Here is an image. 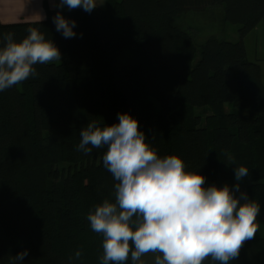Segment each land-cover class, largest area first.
Here are the masks:
<instances>
[{"label": "trees", "instance_id": "obj_1", "mask_svg": "<svg viewBox=\"0 0 264 264\" xmlns=\"http://www.w3.org/2000/svg\"><path fill=\"white\" fill-rule=\"evenodd\" d=\"M218 5L223 20L239 25V41L209 35L195 45L174 23ZM56 11L46 7L40 22L0 21V32L17 40L38 28L61 53L60 62L34 65L35 76L0 91V264L25 249L23 264H101L103 237L87 215L104 199L115 202L116 181L103 166L106 146L90 154L77 146L89 122L111 125L122 112L158 155H178L205 186L231 188L234 168L247 167L239 185L260 204V230L264 80L243 38L264 18V0H105L90 13L60 10L76 21L71 39L55 30ZM203 106L204 118L195 113ZM259 230L229 264H264Z\"/></svg>", "mask_w": 264, "mask_h": 264}, {"label": "clouds", "instance_id": "obj_2", "mask_svg": "<svg viewBox=\"0 0 264 264\" xmlns=\"http://www.w3.org/2000/svg\"><path fill=\"white\" fill-rule=\"evenodd\" d=\"M100 3L55 0V30L65 39L76 37V21L59 9L90 13ZM44 19L46 14H40L39 22ZM14 37L0 32V91L35 76L34 65L61 60L57 46L36 27H29L22 39ZM104 146L102 162L116 181L115 202L104 199L87 215L91 230L103 237L101 264H125L129 257L132 264H143L141 258L149 253L154 264H204L209 259L229 264L258 232L260 204L239 185L249 175L247 167L234 168L237 183L231 188L226 183L205 186L206 178L186 171L178 155H158L127 112L118 113V122L111 125L93 121L82 128L77 151L90 154ZM27 255L26 249L20 251L9 264H23ZM81 256L77 250L74 259Z\"/></svg>", "mask_w": 264, "mask_h": 264}, {"label": "rangeland", "instance_id": "obj_3", "mask_svg": "<svg viewBox=\"0 0 264 264\" xmlns=\"http://www.w3.org/2000/svg\"><path fill=\"white\" fill-rule=\"evenodd\" d=\"M101 2L97 6L103 7L105 2L104 0H101ZM63 9L68 10L66 7ZM174 23L190 36L195 45H200L209 35H216L220 39L233 42L240 40L239 25L223 20V7L221 5L212 6L204 12H189L179 15L174 19ZM243 41L248 59L261 65L264 80V18L243 38ZM220 74H223V71H220ZM195 113L200 114L204 118L209 113V108L208 106L196 107ZM222 132L225 134L224 130ZM243 186L244 183L240 185L242 191ZM259 233L264 235V217L261 221ZM141 259L143 264H154L155 256L149 253Z\"/></svg>", "mask_w": 264, "mask_h": 264}, {"label": "crops", "instance_id": "obj_4", "mask_svg": "<svg viewBox=\"0 0 264 264\" xmlns=\"http://www.w3.org/2000/svg\"><path fill=\"white\" fill-rule=\"evenodd\" d=\"M46 7L57 9L55 0H0V21L4 23L37 21L40 14H46Z\"/></svg>", "mask_w": 264, "mask_h": 264}]
</instances>
